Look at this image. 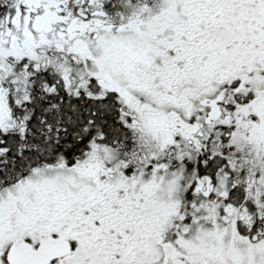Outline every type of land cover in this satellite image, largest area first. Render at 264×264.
Here are the masks:
<instances>
[{
  "label": "snow or ice",
  "instance_id": "snow-or-ice-1",
  "mask_svg": "<svg viewBox=\"0 0 264 264\" xmlns=\"http://www.w3.org/2000/svg\"><path fill=\"white\" fill-rule=\"evenodd\" d=\"M0 264H264V0H0Z\"/></svg>",
  "mask_w": 264,
  "mask_h": 264
}]
</instances>
